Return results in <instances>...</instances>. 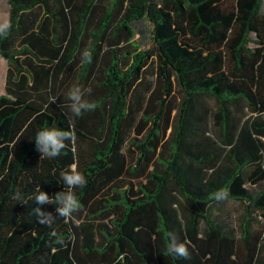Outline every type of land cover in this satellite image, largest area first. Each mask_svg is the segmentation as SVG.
Masks as SVG:
<instances>
[{
  "label": "trees",
  "instance_id": "16d2710c",
  "mask_svg": "<svg viewBox=\"0 0 264 264\" xmlns=\"http://www.w3.org/2000/svg\"><path fill=\"white\" fill-rule=\"evenodd\" d=\"M0 25V264H264V0H0ZM73 164L81 210L41 225Z\"/></svg>",
  "mask_w": 264,
  "mask_h": 264
},
{
  "label": "clouds",
  "instance_id": "9594fccd",
  "mask_svg": "<svg viewBox=\"0 0 264 264\" xmlns=\"http://www.w3.org/2000/svg\"><path fill=\"white\" fill-rule=\"evenodd\" d=\"M9 27V25H0V36H6ZM82 57L85 61L90 62L91 55L87 50L82 53ZM90 92V88L82 89L79 86H75L69 90L68 98L71 101L69 109L72 116L79 117L83 111L94 108L93 104L84 99L85 94ZM55 100V98H51V103H54ZM34 140L36 151L42 154L41 159H55L60 156L63 149L68 146L65 142L74 140V133L70 130L65 131L57 128H48L39 131ZM61 180L66 185V188L64 191L56 193L54 200L50 199V196L40 188H37L36 194L32 197L37 205V207L33 208V214L36 216L37 222L41 225L51 227L55 222L56 216L63 218L66 223L72 221L75 219L73 214L80 211L82 208L74 189L83 188L87 185L88 181L85 176L78 171L76 165L73 164L69 165L67 170L61 172ZM228 195L229 192L224 189H219L213 193V197L217 201L226 200ZM16 199H20L19 193H17ZM21 203H26V201H21ZM52 203L57 205V215L55 216L52 213L43 211L42 208L39 207ZM58 242L63 243V241ZM166 250L169 255L182 257L186 260L191 258L188 246L180 242L179 238L174 233H169L168 235Z\"/></svg>",
  "mask_w": 264,
  "mask_h": 264
},
{
  "label": "rangeland",
  "instance_id": "374dc122",
  "mask_svg": "<svg viewBox=\"0 0 264 264\" xmlns=\"http://www.w3.org/2000/svg\"><path fill=\"white\" fill-rule=\"evenodd\" d=\"M5 72H6V66L3 60L0 59V94L3 93V88L5 84ZM75 86H78L77 79L70 80L68 84L64 86V91L66 92L67 97L69 90Z\"/></svg>",
  "mask_w": 264,
  "mask_h": 264
}]
</instances>
